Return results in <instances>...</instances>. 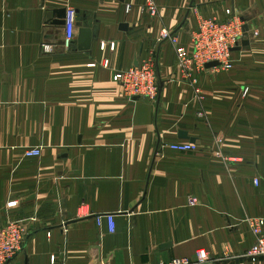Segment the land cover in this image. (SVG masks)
<instances>
[{
	"label": "crops",
	"instance_id": "obj_1",
	"mask_svg": "<svg viewBox=\"0 0 264 264\" xmlns=\"http://www.w3.org/2000/svg\"><path fill=\"white\" fill-rule=\"evenodd\" d=\"M154 1L155 17L147 0H0V227H27L8 264H159L200 249L210 264H264L247 257L246 223L264 217V0ZM71 9L67 47L57 12ZM229 9L249 46L230 71L185 73L163 34L190 53L199 19ZM147 59L158 96L129 98L114 76ZM182 133L197 152L169 149L190 142ZM32 148L42 155L25 158Z\"/></svg>",
	"mask_w": 264,
	"mask_h": 264
},
{
	"label": "built area",
	"instance_id": "obj_2",
	"mask_svg": "<svg viewBox=\"0 0 264 264\" xmlns=\"http://www.w3.org/2000/svg\"><path fill=\"white\" fill-rule=\"evenodd\" d=\"M146 9L150 16L158 14V8L154 0H147ZM130 7L126 12H130ZM225 20L200 18L197 30L193 33V49L188 52L186 48L179 44V39L171 36L168 32L163 34L164 39L170 40L176 49L177 62L179 67L185 72L204 71L205 66L211 62H218L219 67L225 71L233 68L232 50L241 44L244 36L243 24L235 16L232 10L226 11ZM65 45L69 47L76 37L75 11L69 10L66 19ZM51 51V47H45ZM114 81L121 84L129 98H143L155 100L158 96L159 88L156 77L155 66L152 60L147 59L138 67L130 68L123 72H118L114 76ZM169 149L178 153H193L199 150L195 143L180 142L169 145ZM42 155L41 148H32L24 152L25 158H39ZM256 186L260 185V180L255 179ZM196 200L191 204L195 205ZM110 232L115 231L114 217H107ZM246 223L255 237V242L250 248L247 257L256 261L264 259V217H252L246 219ZM27 227L21 221H8L0 227V264H7L12 258L17 256L23 248ZM55 262V258H52ZM214 262L210 254L204 250H197L195 259L179 258L168 263L159 264H210ZM108 264V263H101Z\"/></svg>",
	"mask_w": 264,
	"mask_h": 264
},
{
	"label": "water",
	"instance_id": "obj_3",
	"mask_svg": "<svg viewBox=\"0 0 264 264\" xmlns=\"http://www.w3.org/2000/svg\"><path fill=\"white\" fill-rule=\"evenodd\" d=\"M58 13V22L56 23L59 26H66V18H67V10H60L57 12ZM123 28H126V26H123ZM92 40H93V33L92 30L89 28H82L79 31V37H78V44H79V50L80 51H89L91 50L92 47ZM249 46V41L244 40L242 42V45L234 51H240L242 48ZM138 66V63L136 64ZM220 64L218 62H211L206 64V69H211V68H217L219 67ZM181 138L188 139L191 143H195L196 140L194 138H191L188 136L186 133L181 134Z\"/></svg>",
	"mask_w": 264,
	"mask_h": 264
},
{
	"label": "rangeland",
	"instance_id": "obj_4",
	"mask_svg": "<svg viewBox=\"0 0 264 264\" xmlns=\"http://www.w3.org/2000/svg\"><path fill=\"white\" fill-rule=\"evenodd\" d=\"M230 10H232V9H230ZM232 11H233V10H232ZM258 35H259V33H257V32L254 33V37H257ZM247 37H248L247 33L244 32V36H243V39H242V41H241V44L238 45V46H236L234 49L240 47V46L242 45V42H243L244 40H247V39H248ZM234 49L232 50L231 55L233 54ZM232 60H233V59H232ZM234 65H235V64H234V61H233V66H234ZM15 257H16V256H15ZM15 257H14V258H15ZM12 259H13V258H12ZM12 259H11V260H12ZM9 262H10V261H9ZM9 262H8V263H9ZM8 263H7V264H8Z\"/></svg>",
	"mask_w": 264,
	"mask_h": 264
}]
</instances>
